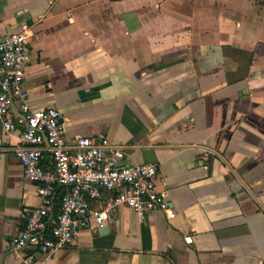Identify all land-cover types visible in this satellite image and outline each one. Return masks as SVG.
I'll use <instances>...</instances> for the list:
<instances>
[{"label": "crops", "instance_id": "0c3cea01", "mask_svg": "<svg viewBox=\"0 0 264 264\" xmlns=\"http://www.w3.org/2000/svg\"><path fill=\"white\" fill-rule=\"evenodd\" d=\"M24 25L33 107L62 111L70 147L154 163L175 213L118 203L41 264H264V0H0V37ZM19 132L0 121V264H23L8 245L41 203Z\"/></svg>", "mask_w": 264, "mask_h": 264}, {"label": "built area", "instance_id": "2783aa9c", "mask_svg": "<svg viewBox=\"0 0 264 264\" xmlns=\"http://www.w3.org/2000/svg\"><path fill=\"white\" fill-rule=\"evenodd\" d=\"M20 30L0 37V121L9 132L19 129L21 144L14 149L25 177L36 183L41 203L26 206V223L8 249L23 264H41L69 245L83 227L97 228L108 219V209L124 202L139 217L156 210L169 217L174 211L156 184V165L125 162V151L107 138L79 137L72 147L65 140V119L55 106L35 109L24 85L29 63V33ZM50 165L44 167V153ZM59 190H62L60 192ZM103 190L108 201L94 208Z\"/></svg>", "mask_w": 264, "mask_h": 264}, {"label": "water", "instance_id": "95a60500", "mask_svg": "<svg viewBox=\"0 0 264 264\" xmlns=\"http://www.w3.org/2000/svg\"><path fill=\"white\" fill-rule=\"evenodd\" d=\"M108 229V226L107 225H102L101 227H100V230L101 231H106Z\"/></svg>", "mask_w": 264, "mask_h": 264}, {"label": "trees", "instance_id": "16d2710c", "mask_svg": "<svg viewBox=\"0 0 264 264\" xmlns=\"http://www.w3.org/2000/svg\"><path fill=\"white\" fill-rule=\"evenodd\" d=\"M60 192H62V190H59Z\"/></svg>", "mask_w": 264, "mask_h": 264}]
</instances>
